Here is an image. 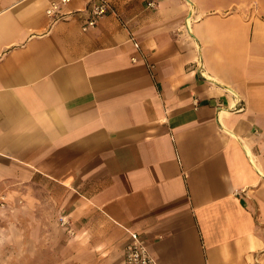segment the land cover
I'll list each match as a JSON object with an SVG mask.
<instances>
[{"label": "crops", "instance_id": "1", "mask_svg": "<svg viewBox=\"0 0 264 264\" xmlns=\"http://www.w3.org/2000/svg\"><path fill=\"white\" fill-rule=\"evenodd\" d=\"M52 1L0 0V204L85 264H264V0Z\"/></svg>", "mask_w": 264, "mask_h": 264}, {"label": "rangeland", "instance_id": "2", "mask_svg": "<svg viewBox=\"0 0 264 264\" xmlns=\"http://www.w3.org/2000/svg\"><path fill=\"white\" fill-rule=\"evenodd\" d=\"M1 206L0 264H85L73 249L75 231L62 217L32 215L21 201Z\"/></svg>", "mask_w": 264, "mask_h": 264}, {"label": "built area", "instance_id": "3", "mask_svg": "<svg viewBox=\"0 0 264 264\" xmlns=\"http://www.w3.org/2000/svg\"><path fill=\"white\" fill-rule=\"evenodd\" d=\"M72 0L52 1L46 9L47 15L51 18L61 14V8L69 5ZM154 5V2H151ZM108 13H115V9L110 0H93L91 4L90 17L83 25V30L95 27L99 20ZM63 224L69 221L64 217L61 218ZM130 241L125 248L124 264H158L157 260L152 256L147 246L141 241L137 233L130 234Z\"/></svg>", "mask_w": 264, "mask_h": 264}]
</instances>
